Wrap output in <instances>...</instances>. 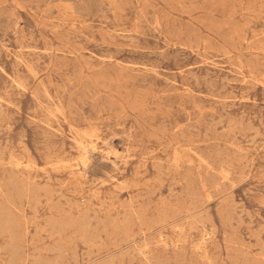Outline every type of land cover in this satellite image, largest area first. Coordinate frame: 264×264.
<instances>
[{
	"label": "rangeland",
	"instance_id": "1",
	"mask_svg": "<svg viewBox=\"0 0 264 264\" xmlns=\"http://www.w3.org/2000/svg\"><path fill=\"white\" fill-rule=\"evenodd\" d=\"M263 148L264 0H0V264H264Z\"/></svg>",
	"mask_w": 264,
	"mask_h": 264
},
{
	"label": "bare ground",
	"instance_id": "2",
	"mask_svg": "<svg viewBox=\"0 0 264 264\" xmlns=\"http://www.w3.org/2000/svg\"><path fill=\"white\" fill-rule=\"evenodd\" d=\"M80 9V8H79ZM8 22V21H7ZM32 36V35H31ZM32 38V37H31ZM20 46V45H19ZM16 48V47H15ZM26 58V57H25ZM40 59V58H39ZM20 62V61H19ZM21 64V63H20ZM34 71V70H33ZM212 79V78H211ZM43 81V80H42ZM25 84V83H24ZM44 84V83H43ZM45 94V93H44ZM50 96V95H49ZM189 101V100H188ZM223 104V103H222ZM236 105V104H235ZM57 109V108H56ZM52 110V109H51ZM53 113V112H52ZM50 115V114H49ZM56 116V115H55ZM94 119V118H93ZM41 120V119H40ZM94 121V120H93ZM44 123V122H43ZM76 123V122H75ZM90 123V122H89ZM211 123V122H210ZM252 124V123H251ZM78 129V128H77ZM73 130V129H72ZM81 130V129H80ZM47 132V131H46ZM52 132V131H51ZM204 133V132H203ZM55 135V134H54ZM263 135V134H261ZM75 136V135H74ZM46 137V136H45ZM78 139V138H77ZM106 140V139H105ZM263 141V140H262ZM79 142V141H78ZM64 144V143H63ZM49 145V144H48ZM54 145V144H53ZM61 145V144H60ZM24 147V146H23ZM264 149V148H263ZM86 150V149H85ZM118 150L114 149V154L117 153ZM235 154V153H234ZM56 155V154H55ZM53 156V155H52ZM59 156V155H58ZM77 156V155H76ZM79 158V157H78ZM85 158V156L83 157ZM15 159V158H14ZM116 159V158H115ZM10 160V159H9ZM34 160V159H33ZM32 160V161H33ZM88 160V159H87ZM20 161V160H19ZM75 161V159H74ZM29 162V161H27ZM52 162V161H51ZM54 162V161H53ZM44 163V162H43ZM220 163V162H219ZM45 165V163H44ZM25 166V165H24ZM61 166V165H60ZM155 166V165H154ZM73 167V166H72ZM74 169V168H73ZM58 170V169H57ZM116 171V170H115ZM37 172V171H36ZM71 172V171H70ZM248 172V171H247ZM61 173V172H60ZM244 173V172H243ZM71 174V173H70ZM159 174V173H158ZM178 175V174H177ZM97 180V179H96ZM177 183V182H176ZM187 183V182H186ZM48 184V183H47ZM63 184V183H62ZM55 185V184H54ZM171 188V187H170ZM53 190V189H52ZM155 190V189H154ZM146 194V193H145ZM24 196V195H23ZM92 196V195H91ZM160 197V196H159ZM52 200V199H51ZM233 200V199H232ZM88 201V200H87ZM238 203V202H237ZM54 205V204H53ZM15 207V206H14ZM30 216V215H29ZM244 221V220H243ZM3 223H5V221H2ZM249 222V221H248ZM174 224V223H173ZM8 225V224H7ZM15 225V224H14ZM176 225V224H175ZM204 225V224H203ZM173 227V225H171ZM80 228V227H79ZM177 228V227H176ZM81 229V228H80ZM175 230V229H174ZM181 230V229H180ZM13 232V231H12ZM11 233V232H10ZM161 233V232H160ZM14 234V233H13ZM164 235V234H163ZM169 238V237H168ZM154 239V238H153ZM242 239V238H241ZM43 240V239H42ZM158 240V239H157ZM164 240V239H163ZM171 242V240H170ZM264 242V241H263ZM158 244V243H157ZM177 244V243H176ZM251 245V243L249 244ZM15 246V245H14ZM118 249V248H117ZM237 250V249H236ZM207 251V250H206ZM149 253V252H148ZM120 254V253H119ZM148 259V258H147ZM104 261V260H103ZM14 263V262H13ZM203 263V262H202ZM205 263V262H204ZM11 264V263H10Z\"/></svg>",
	"mask_w": 264,
	"mask_h": 264
}]
</instances>
